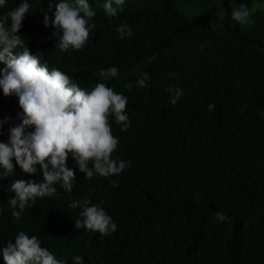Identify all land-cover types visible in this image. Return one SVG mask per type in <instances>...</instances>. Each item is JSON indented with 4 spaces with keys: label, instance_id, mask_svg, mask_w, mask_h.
Returning <instances> with one entry per match:
<instances>
[{
    "label": "trees",
    "instance_id": "trees-1",
    "mask_svg": "<svg viewBox=\"0 0 264 264\" xmlns=\"http://www.w3.org/2000/svg\"><path fill=\"white\" fill-rule=\"evenodd\" d=\"M19 2L7 0L0 14ZM29 2L19 34L49 69L86 90L101 82L128 97L131 126L121 131L111 117L109 123L119 138L113 157L130 167L86 179L69 156L72 192L56 185L55 198H37L17 221L8 186L42 176L14 161L15 175L0 181V247L24 231L67 264L76 255L83 264H264V0H125L111 21L103 0H88L96 27L82 49L67 52L56 49L54 29L43 23L56 0L51 10L50 0ZM239 3L250 8L251 25L231 18ZM122 22L132 27L131 37L118 38ZM110 66L118 75L105 80L100 70ZM142 72L150 80L140 88ZM169 87L183 91L175 105ZM20 111L17 97L0 92V120L12 118L0 141L20 122ZM84 199L102 204L115 232L75 228L80 209L68 204Z\"/></svg>",
    "mask_w": 264,
    "mask_h": 264
},
{
    "label": "clouds",
    "instance_id": "clouds-1",
    "mask_svg": "<svg viewBox=\"0 0 264 264\" xmlns=\"http://www.w3.org/2000/svg\"><path fill=\"white\" fill-rule=\"evenodd\" d=\"M6 3L7 0H0V8ZM52 3L50 0V10ZM124 4L125 0H103L102 8L109 21L123 11ZM30 7L29 0H20L17 6L0 14V92L17 97L22 110L17 113L20 122L7 129V141H0V181L15 175L14 161L24 173L42 176L40 182L16 179L8 186V191L15 195L7 203L17 221L37 198H55L56 185L67 193L72 192L76 175L67 164L69 156L86 179L120 175L130 167L127 161L113 157L119 138L113 135L109 123L111 117L121 131L131 126L125 111L128 97L101 82L86 90L59 68L49 69L48 61L33 53L19 34ZM96 14L88 0H56L52 16L45 13L43 23L53 27L55 47L60 52L80 50L96 27ZM230 16L238 25L253 23L251 10L244 3L233 8ZM209 26L215 29L222 25L210 23ZM115 31L120 39L133 35L132 27L124 22ZM117 75L115 66L100 70L105 80ZM148 80V73L142 72L136 85L143 88ZM125 87L131 90L132 84ZM167 91L172 105L183 95L179 87H169ZM214 108V104L208 105L209 112ZM11 121L10 116H5L0 120V129ZM110 183L116 184L114 180ZM68 207L80 209L81 219L75 220L76 229L84 228L101 236L117 229L102 204H93L89 199L72 200ZM0 256L4 264H67L42 247L36 235L29 236L24 231L15 235L14 242L0 247ZM73 264H83V258L74 256Z\"/></svg>",
    "mask_w": 264,
    "mask_h": 264
}]
</instances>
